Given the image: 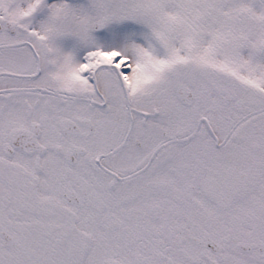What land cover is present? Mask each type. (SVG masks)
<instances>
[{
    "label": "snow or ice",
    "instance_id": "obj_1",
    "mask_svg": "<svg viewBox=\"0 0 264 264\" xmlns=\"http://www.w3.org/2000/svg\"><path fill=\"white\" fill-rule=\"evenodd\" d=\"M0 264H264V0H0Z\"/></svg>",
    "mask_w": 264,
    "mask_h": 264
}]
</instances>
